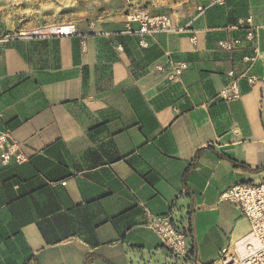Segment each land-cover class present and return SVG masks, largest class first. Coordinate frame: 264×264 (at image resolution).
Segmentation results:
<instances>
[{
    "label": "crops",
    "instance_id": "obj_1",
    "mask_svg": "<svg viewBox=\"0 0 264 264\" xmlns=\"http://www.w3.org/2000/svg\"><path fill=\"white\" fill-rule=\"evenodd\" d=\"M33 4L0 0V32L65 21L76 32L0 42V132L24 157L0 164V264H163L145 219L171 202L188 217L192 264H219L249 230L221 193L264 173V0L145 5L177 28L152 35L124 2ZM175 61L179 81L155 69ZM232 80L240 96L218 99Z\"/></svg>",
    "mask_w": 264,
    "mask_h": 264
},
{
    "label": "built area",
    "instance_id": "obj_2",
    "mask_svg": "<svg viewBox=\"0 0 264 264\" xmlns=\"http://www.w3.org/2000/svg\"><path fill=\"white\" fill-rule=\"evenodd\" d=\"M250 18L240 19L238 27L244 29L245 39L251 40L255 30L251 26ZM127 22H137L140 35H152L157 32L177 30L172 25L167 14L151 15L146 8L131 9L127 13ZM76 32L73 21L57 22L37 25L31 28H20L14 32H0V42L14 38H45L71 36ZM240 43L239 39L219 40L218 45L225 50H232ZM141 44H146L141 41ZM186 68L183 61L171 62L168 68L156 64L157 71L165 72L169 81H179L182 71ZM253 82V78H249ZM240 88L235 80L220 89L216 97L223 101H230L240 96ZM0 164H6L11 158L15 162L24 160L18 148V142L10 137L8 130L0 132ZM223 200L234 204L248 220L249 230L240 238L234 240L222 251L218 258L219 264H264V173L257 183L242 182L228 187L221 193ZM178 209L175 202L168 205L163 214L146 213L145 226L156 234L159 248L164 252L163 264H192L194 262V244L191 242V228L188 217L184 225L176 214ZM187 219V220H186Z\"/></svg>",
    "mask_w": 264,
    "mask_h": 264
},
{
    "label": "rangeland",
    "instance_id": "obj_3",
    "mask_svg": "<svg viewBox=\"0 0 264 264\" xmlns=\"http://www.w3.org/2000/svg\"><path fill=\"white\" fill-rule=\"evenodd\" d=\"M84 1L103 2V1H107V0H34L33 7L36 8L37 5H39V6L45 5L48 8H52V7H55L56 5H61L63 3L74 4L76 2H84ZM116 1L127 3L128 7H131V9H136V8H139V7H142L145 5H148L149 8H153V7L170 8L174 5H176L177 3H180L183 0H116ZM65 12H67V10L62 9L59 13L64 14ZM33 13L36 14V12H30L29 14H27V17L33 15ZM41 13L47 14V13H51V12L46 10V11H42ZM163 14H165V13H163ZM41 23H42L41 25H45L44 23H46V22H41Z\"/></svg>",
    "mask_w": 264,
    "mask_h": 264
},
{
    "label": "trees",
    "instance_id": "obj_4",
    "mask_svg": "<svg viewBox=\"0 0 264 264\" xmlns=\"http://www.w3.org/2000/svg\"><path fill=\"white\" fill-rule=\"evenodd\" d=\"M198 152H199V151L196 152V156H197Z\"/></svg>",
    "mask_w": 264,
    "mask_h": 264
}]
</instances>
